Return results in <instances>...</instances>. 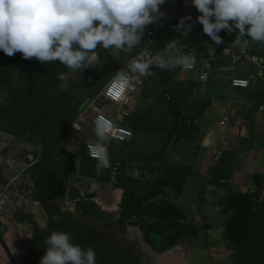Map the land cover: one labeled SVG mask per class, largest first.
Segmentation results:
<instances>
[{"label":"trees","instance_id":"obj_1","mask_svg":"<svg viewBox=\"0 0 264 264\" xmlns=\"http://www.w3.org/2000/svg\"><path fill=\"white\" fill-rule=\"evenodd\" d=\"M161 21L159 25H148L158 28L149 44L154 52L162 51L171 38L181 39L182 43L187 45L184 49L186 52L188 47L193 45H217L203 33L202 25L196 19L186 21L192 25L187 39L180 36L175 30L176 27L171 28L167 22ZM179 22L180 20L176 26ZM218 35L223 41L218 46L231 44V39L225 37L223 30ZM149 38L146 27L143 41L149 42ZM96 51L100 57L114 59L111 50L98 48ZM180 69L178 67L174 71H163L155 68V74L160 77L161 93L165 95L169 107L168 117L165 115L161 121L163 124L144 111L139 113V110H136L129 116L128 125L133 128L135 135L151 136L161 141L160 147L147 151L124 150V154L130 155L129 157L138 158V169L144 179H141L140 184H136L129 181L125 174H118V183L110 185L112 168L115 165L121 169L127 167L119 160L116 146L108 144L110 167L104 168L99 174L96 171L97 160L88 155L86 148L85 138L91 131L87 130L84 136L78 134V151L64 152L60 148L71 131L72 122L92 100L100 98L99 93L110 76L104 71V78H99L98 72L89 67L82 70L87 73L83 85L89 94L81 96L72 93L70 85L66 91L61 92L59 86L62 81L59 79V73L68 72L64 65L58 61L41 63L35 58L26 60L19 52L9 57L0 51V93L6 91L5 100L0 103V128L40 149L39 156L26 168V172L32 182L34 198L40 202L49 217V227L46 229L33 222L37 240L32 250L22 256L23 264H39L47 247L45 238L53 230L62 228L53 214L65 213L60 202L65 197L67 178L76 169L77 163L78 178L84 193L81 195L82 192H78L77 216L88 217L95 222L104 221L108 227L118 224L124 229L135 223L158 252L176 246L183 240L196 238L200 234L203 245L208 244L210 235L207 222L196 223L169 198V194L179 195L182 192L188 176L193 172V164L169 163L168 155L171 150L184 145L197 148L196 138L200 131L198 119L210 104V98H196L193 95L200 80L183 81L174 78ZM111 70L113 73L116 71L115 65ZM259 104L260 102L253 110ZM3 121H8L9 126H4ZM240 143L242 146L245 144L244 141ZM129 145L126 143L123 147L130 148ZM231 153V150H226L216 160L208 177L209 183L221 185L229 180L232 174L228 162ZM125 158L127 160L128 157ZM148 173H151L150 177L147 176ZM91 180L97 182L96 190L89 191ZM255 184L256 189L253 191L230 190L220 199L222 209L228 213L222 231V240L231 248L227 264H264V175L257 174ZM111 188L116 193L117 202L112 207L105 203L99 205L97 198L101 191L105 192L107 198ZM141 210L146 211L151 218H132ZM72 227L77 243L84 247H93L98 255L96 258L100 259L102 264H139L136 257L130 253L119 257L114 250L111 256L106 255L101 246L81 234L77 224ZM110 257L113 258L112 262Z\"/></svg>","mask_w":264,"mask_h":264},{"label":"clouds","instance_id":"obj_2","mask_svg":"<svg viewBox=\"0 0 264 264\" xmlns=\"http://www.w3.org/2000/svg\"><path fill=\"white\" fill-rule=\"evenodd\" d=\"M164 3L165 0H0V51L9 57L19 52L22 58H35L41 63L58 61L69 71L80 73L97 64L98 48L111 50L113 56L137 49L144 40L146 27L159 25L165 18L160 10ZM191 3L200 13L197 21L203 33L215 44L223 43L220 31L238 30L230 47L243 51L250 41L264 46V0H191ZM191 19L190 15L181 17L176 26L184 39L192 28L186 21ZM186 47L181 39L171 38L154 55L141 51L133 56L126 70L119 69L112 76L106 86V97L113 102L121 101L130 85L151 73L152 66L163 71L192 68L196 55L184 51ZM59 79L62 81L59 90L66 91L69 76L59 73ZM93 125L97 142L89 145V151L97 160L99 174L110 167L106 143L110 142L114 125L104 115H97ZM90 184L89 191L98 188L95 180ZM45 244L39 264H96L95 249L74 243L70 233L53 230L45 238Z\"/></svg>","mask_w":264,"mask_h":264},{"label":"crops","instance_id":"obj_3","mask_svg":"<svg viewBox=\"0 0 264 264\" xmlns=\"http://www.w3.org/2000/svg\"><path fill=\"white\" fill-rule=\"evenodd\" d=\"M150 28L153 27L147 26V31ZM145 44H147V42L141 41V45L132 53ZM208 46L209 45L205 47ZM255 48L258 50L262 49L261 51L264 52V46H260L255 43ZM157 52L159 51H155L153 54H156ZM132 53L123 54L122 52H119L113 56L114 59L109 61L108 59H104V56L100 57L99 54L98 56L99 61L103 59L105 65L110 61H113L117 70L120 64ZM202 56L215 57L211 54H203ZM218 56H220V54ZM224 59L226 58L222 57V59H219L217 62L216 69L212 71L210 81H199L198 86L193 91V95L196 98H210V104L205 108L204 112L198 119L200 131L196 138V143H198L197 148L194 149L193 146L189 147L186 145L181 146L178 149L171 150L167 159L169 163L182 162L193 164V172L188 176L182 192L179 195L169 194V198L173 200L178 207L184 210L188 217L192 218L196 223L202 224L207 222L208 233L210 232L209 230H211V228L216 224L224 226L228 218V213L225 212L220 205V199L230 190H255V176L257 174L264 175V83L254 86L251 85L246 88L233 87L230 83L231 77L244 75L246 68L244 66L233 67L228 61L227 63L229 64L226 67L223 65L224 62H226ZM110 66L111 63H109V67ZM174 78L183 81L197 79L194 73L182 71L181 69L177 72ZM214 83H217L219 88L216 90L214 89L212 94H207V92L205 93L207 88L206 86L211 85L208 86V88H210ZM161 92L162 86L160 85L159 75L155 74L152 77H149L145 81L143 87L133 94L131 105L132 113L136 110H139V113L144 111L145 113L152 114L154 119L160 120V122L163 120L165 115L168 117V102L166 101L167 99L165 95ZM99 99L95 100L91 105L89 103L85 107V109L90 110L92 117L94 112L99 108L112 115H116L117 110H114L111 106H107V102H102ZM259 102V106L253 110ZM129 116L125 117L122 122L133 130V128L128 125ZM224 117L227 118V123L226 125H221L219 121ZM133 133V136L125 141L111 140L110 142H107V145L113 144L116 146L118 156H120L119 160L127 166L124 169L119 167L117 168L116 183H114L111 179L110 185H116L118 183V174L119 176H123L125 174L129 177V181L136 184H140L141 179H144L138 169V165L140 164L138 158L129 157L130 155L124 154V150L134 149L135 151H147L152 149V141L157 139H154L151 136H146L144 137L145 139L143 138V143L139 144L136 142L139 136L135 135L136 133L134 130ZM78 134H82L84 136L87 132L82 130L74 132L73 134H68L60 145V148L64 152L78 151L80 141ZM12 136H14V134H10L0 128V147L8 140L9 137ZM87 139L95 140V138L91 135H87L85 141ZM224 139L228 140V145L224 151L231 150L232 152L228 159L229 165L232 169V174L228 181L223 182L221 185H215L208 182V177L211 174L212 167L216 162L214 159V151L222 146ZM240 141H244L245 144L242 146ZM126 143L130 144V148L123 147ZM156 147L158 148L160 146ZM39 154L40 149L38 148L36 153L37 156L32 157V159H36ZM125 157H128L127 160ZM76 167L79 169L78 163L76 164ZM26 170L27 169L24 171ZM147 176L150 177L151 173H148ZM24 181L30 184V190L33 192L32 182L29 175L24 179ZM126 182H128V179ZM119 191L121 192V188ZM79 192H82V187ZM114 193L115 192L111 193V195H114ZM101 195L104 196L102 192ZM68 196L69 195L64 197L66 199L60 202L61 209L64 212H72L76 214V200L78 199V193L77 198L74 196L69 198ZM98 197L99 198L96 197L99 201L98 204H103L100 202L102 197ZM33 199L38 202L35 198ZM69 199L73 200V202H69ZM38 203L40 204V202ZM33 222L41 227H44L46 220L43 219L42 221H39L34 212L20 211V214L15 215L13 219H9V215L7 214H0V235L5 240L19 264L20 242L25 243L28 236L31 235L34 228ZM213 242L216 243L214 244V247L217 248L216 253H213V259L217 260L220 258L230 257L231 248H226L224 252L218 250L223 246V244L227 243L220 238H213L210 236V240L208 242L209 247L213 248V246H211V243ZM227 247L230 246L227 245ZM0 264H12L1 239Z\"/></svg>","mask_w":264,"mask_h":264},{"label":"built area","instance_id":"obj_4","mask_svg":"<svg viewBox=\"0 0 264 264\" xmlns=\"http://www.w3.org/2000/svg\"><path fill=\"white\" fill-rule=\"evenodd\" d=\"M160 9H162L163 13L165 14L164 20L162 19L161 22H167L168 25L171 28L176 27V23L180 20L181 17H185L190 15L192 19H196L200 13L197 11V9L194 7V5L191 3V0H165V3L160 6ZM158 28H150L147 31L149 38V42L147 44L141 46L137 51L130 54L119 66V68L107 79L104 86L102 87L100 94L103 95L102 100L104 102L108 103H116L118 104L117 113L116 115H112L108 112H105L103 109L99 108L97 109L93 117L91 119V125L94 128L93 121L97 115H104L109 120L113 122V129L111 130V139L110 140H116V141H124L130 137L133 136V130L128 127L126 124L122 122V120L131 115V105H132V99L133 94L137 92L139 89L143 87L145 84V81L152 75L155 74V67H151V73L140 77L139 83H134L130 85L128 92L126 93V96L119 102H113L109 98L106 97V86L109 84V82L112 79V76L119 70H126L127 62L129 59H131L133 56L138 55L141 51L147 53V54H153L152 49L150 48L149 44L154 35L156 34ZM238 30H234L233 32L229 33L226 30H223V33L225 37H228L233 41L235 39L236 33ZM208 47H202L199 45H193L189 46L187 49V52H191L196 55V61L195 65L192 68H181L182 71L186 72H192L195 74V77L202 81L207 82L210 79V76L212 74L211 67L212 64L210 61H205V56H202L200 54V50H207ZM220 56L227 59V61L233 66V67H240L244 66L246 68V72L244 75H236L232 76L230 79V83L233 87H249L252 84L255 83H264V52L261 50H258L255 48L254 42H249V46L245 50H240L239 48H232L230 47V44L224 45L223 47H220L219 50ZM83 111L78 115V117L72 122L71 131L70 133L79 132L83 130ZM219 123L221 125H226L227 118H222ZM73 125L75 127H73ZM69 133V134H70ZM97 141L92 139L86 140V148L88 155L93 158L90 155L89 151V145L95 144ZM228 145V140L224 139L222 146L217 148L214 151V159L218 160L222 155L224 150L226 149ZM107 152H108V145L106 143ZM34 159H32L28 165H30ZM118 166L115 165L112 168V180L114 183H116V174ZM9 197L8 195L4 194L2 191H0V210L4 207L5 203L8 201Z\"/></svg>","mask_w":264,"mask_h":264},{"label":"rangeland","instance_id":"obj_5","mask_svg":"<svg viewBox=\"0 0 264 264\" xmlns=\"http://www.w3.org/2000/svg\"><path fill=\"white\" fill-rule=\"evenodd\" d=\"M161 10V9H160ZM161 12H163L161 10ZM259 50H262V49H259ZM123 54H125L124 52H122ZM224 58V57H223ZM104 59H107L104 57ZM219 59H222V56H216V57H205V61L208 60L210 61V63L212 64V67H211V71H214L216 69V64L217 62L219 61ZM110 59H108L109 61ZM226 60V62H224V66L227 67V65L229 63H227V59H224ZM101 67L103 68V74L106 72V75L109 77L113 74L112 70H111V66H114L115 63L113 61H110L109 63H111V66L109 67V63L105 65V62H103L104 60L101 59ZM105 65V66H104ZM104 67H105V70H104ZM105 71V72H104ZM88 72V71H87ZM67 75L69 76V85H70V91L72 93H76V94H81V96H83L84 94H89L88 90L86 89V87L83 85V79L84 77L87 75V73L84 71H81L80 73L78 72H71L69 71L68 69V72H67ZM102 75H99V78H101ZM99 78H97L99 80ZM105 84V83H104ZM217 83L213 84L212 87L208 88V86H211V85H207L206 87V90H205V93L207 92L208 93H213L214 92V89H218L219 86L217 85ZM6 91H2L0 93V103L2 101L5 100V97H6ZM95 101L92 100L90 102V105L93 104ZM107 106H111L114 110H117L118 108V104L116 103H108L107 102ZM91 119H92V114L90 112V110H87V109H84L83 111V127H84V131L87 132L88 131H91L92 133H89L91 136H93L95 138V140L97 141V137L95 135V131H94V128L92 127L91 125ZM128 119V118H127ZM4 123V126H9V123L8 121H3ZM17 137V136H16ZM143 136L142 135H139L138 137V140L136 142H138L139 144H142L143 143ZM145 139V138H144ZM137 143V144H138ZM161 143V141H157V140H154L152 141V148H157L156 146H159ZM151 148V147H149ZM78 169L76 167V169L69 174L68 178H67V183H66V189H65V197L67 195H69L68 197H76L77 198V193L79 192L80 188L82 187V184H81V181L79 180L78 178ZM112 190V191H111ZM110 192H109V195L108 197L106 198V195H105V192L102 190V194L103 195H100V197H102V200L100 201L101 203H105L108 207H112V204L116 203V200H117V197L115 196V193L114 195H111V193H113V189H111ZM66 198H64L65 200ZM69 202H73V200H70L69 199ZM139 216H144L145 219H150L151 216L149 214L146 213V211L144 210H141V211H138L136 214H134L132 216V218H136V217H139ZM200 224V223H198ZM138 225L135 224V223H132V224H129L127 227L132 228L133 227H137ZM213 226V225H211ZM126 227V228H127ZM124 229V228H123ZM222 230H223V225H219V224H216L214 225L211 230H209V235L213 238H220L222 240ZM139 231H141L139 229ZM137 230V233L139 234V232ZM204 241L202 240V235L200 234V236L196 237V238H191V239H186V240H183L181 241L179 244L176 245L177 248L180 249V251H176L175 253H178L179 255V258L181 259L180 263L181 264H227V261L229 260V258H220V259H213V253L215 254L216 253V249L214 246V244L216 243H211V246L212 247H209V245L207 244L206 246L203 245ZM228 244H223V246L221 248H219L218 250L221 251V252H224L226 250V248L230 249V247H227ZM231 251V249H230ZM223 256V255H222ZM148 264H161V261L158 260V258H150L148 259ZM171 264H175L174 262H171Z\"/></svg>","mask_w":264,"mask_h":264},{"label":"water","instance_id":"obj_6","mask_svg":"<svg viewBox=\"0 0 264 264\" xmlns=\"http://www.w3.org/2000/svg\"><path fill=\"white\" fill-rule=\"evenodd\" d=\"M212 49L211 51H209ZM220 47L218 45H209L207 50H200V54L212 56L219 55ZM97 64L91 66L93 71L98 72L104 78L103 68L101 67L99 56L96 61ZM103 95L100 94L102 102ZM9 136V135H8ZM38 148L32 143L16 137H9L8 140L0 147V191L8 195L9 199L5 203L4 207L0 210V214L9 215V219H13L15 215L20 214V211L34 212L37 219L42 221L48 218L47 211L36 202L34 193L30 190V184L24 181L27 178L28 173L24 171L29 165L32 157H36ZM139 228V226H137ZM1 242L8 254L12 264H19L18 260L10 251V248L6 244L3 237L0 235ZM176 246H173L163 252L153 253L156 258L161 257L164 253H167ZM96 264H102L100 260L96 259Z\"/></svg>","mask_w":264,"mask_h":264},{"label":"flooded vegetation","instance_id":"obj_7","mask_svg":"<svg viewBox=\"0 0 264 264\" xmlns=\"http://www.w3.org/2000/svg\"><path fill=\"white\" fill-rule=\"evenodd\" d=\"M53 217L62 226L58 230L70 233L74 243H77V241L73 233L74 227L72 226L77 224V229L81 234L86 235L94 244L101 246L106 255L111 256L114 250L118 256L121 255L123 257L130 253L136 257L139 264H148V259L156 258L155 255L158 253L152 244L147 241L140 228L133 227L131 230V228L127 227L123 229L118 224L108 227L104 224V221L100 220L95 222L88 217H80L72 212H65L61 215L53 214ZM45 226L49 227V217L46 219ZM137 230L140 232L139 234ZM31 235L32 237H28L25 243L20 242V264H23L22 256L29 252L36 244L37 235L34 228ZM96 259L100 260L98 258ZM112 259L111 257L109 258L111 262ZM107 264L111 263L108 262Z\"/></svg>","mask_w":264,"mask_h":264},{"label":"bare ground","instance_id":"obj_8","mask_svg":"<svg viewBox=\"0 0 264 264\" xmlns=\"http://www.w3.org/2000/svg\"><path fill=\"white\" fill-rule=\"evenodd\" d=\"M178 250L180 251L179 248L174 247L173 249L159 257L158 260L161 261V264H171V262H174L175 264H181V259L179 258L180 255L178 253H175Z\"/></svg>","mask_w":264,"mask_h":264}]
</instances>
